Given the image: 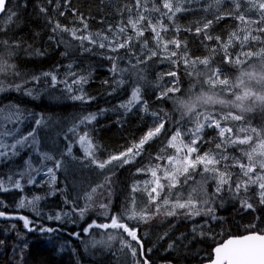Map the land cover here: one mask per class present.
Returning a JSON list of instances; mask_svg holds the SVG:
<instances>
[{"label":"snow or ice","instance_id":"6c2138e0","mask_svg":"<svg viewBox=\"0 0 264 264\" xmlns=\"http://www.w3.org/2000/svg\"><path fill=\"white\" fill-rule=\"evenodd\" d=\"M70 5L71 0L37 3L39 14L51 26L48 39L63 46L64 57L88 53L110 61L111 80L104 81L112 89L108 95L127 85L129 98L117 107L127 114L138 106L150 115L152 125L123 150L101 158L98 153L103 146L94 142V127L90 126L106 109L85 112L69 122L53 114L30 112L13 101L0 104V166L9 167L6 176L0 175V192L15 189L23 193L26 185H37L35 177L41 172L49 177L47 183L54 184L56 172L61 170L73 176L76 191L74 197H64L68 210L54 214L42 211L40 202L47 197L39 194L22 195L14 212L7 211L8 205L0 200V219L23 221L27 232L64 231L86 250H96L108 264H151L152 249L145 248L141 226L157 218H163L161 222L183 218L192 222L189 244L197 238L215 242L202 264H264V218L260 215L264 210V123H253L257 116L264 119V0H201L198 8L196 0H112L108 7L115 13L116 23L96 31L89 28L88 17ZM20 7L27 8V0L16 8L12 0H0V95L19 93L35 98L41 88L29 85H42L43 90L67 94L71 101L91 103L95 97L84 87L90 73L74 69V61L66 65L68 71L62 77L60 65L55 72L39 75L20 71L16 61L21 51L44 55L39 49L31 50L15 34L7 35L20 26ZM49 7L61 17L70 10L80 26L61 24L49 14ZM193 11L202 13L196 26L182 28L179 17ZM224 20L234 21L232 30L226 36L213 35L214 25ZM170 31L174 35L169 38ZM182 31L202 38L206 54L192 56L187 42L179 38ZM149 32L150 39L146 38ZM153 63L167 64L168 69L152 79ZM181 75L187 78V88ZM148 89L171 111L163 106L150 110L144 98ZM210 130L215 136L205 139ZM157 141L159 150L149 153L148 148ZM73 143L79 145L82 155L73 154ZM145 155L149 160L136 167L133 175L146 178L133 180L119 208L114 209L118 171L139 163ZM21 157L22 164L17 165ZM76 168L82 178L76 177ZM56 191L63 190L54 189L47 195ZM228 202L251 212L253 219L242 232H229L217 242L222 232L216 228L224 223L218 209ZM20 210L30 211L32 216ZM93 214L103 217V222L90 219ZM200 217L203 219L198 220ZM45 219L58 225L85 224L80 230L66 232L44 224ZM10 229L14 231L16 224ZM167 235L165 232L160 239ZM17 236L22 238L20 233ZM185 238L182 233L177 239L183 242ZM3 244L0 240V246ZM65 247L77 255L71 240L59 250ZM178 247L174 240L167 250ZM27 248L25 242L19 249L21 260Z\"/></svg>","mask_w":264,"mask_h":264},{"label":"trees","instance_id":"16d2710c","mask_svg":"<svg viewBox=\"0 0 264 264\" xmlns=\"http://www.w3.org/2000/svg\"><path fill=\"white\" fill-rule=\"evenodd\" d=\"M23 0H12V7L16 8ZM40 0H27V8H17L21 16L19 27L7 33L8 36H15L21 39L25 45H31V50L39 49L44 55H29L28 52L21 51L19 59L16 61L21 72L26 74H41L44 72H55L57 66L60 65L59 75L68 71L66 65L70 61H74L73 67L76 70L90 73L89 83L85 85L86 92L94 96L95 99L88 104L81 102H74L67 98V94H61L55 90H43L42 85H29V87L41 88V91L35 98L28 97L19 93H5L0 95V104L13 101L21 104L28 111L33 113L53 114L55 116L65 118L71 122L74 116L81 115L85 112H100L101 109H106L102 115L94 122L93 139L94 142L102 145V151L98 153L101 158L106 157L109 153L119 152L126 148L133 140H138L152 125L150 115L144 113L137 106L131 112L125 114L123 109L117 107L121 102L127 101L130 95V88L125 87L118 89L112 95H108L112 91L109 85H105V80H111L109 69L111 67L110 61L102 58L99 55H75L64 57L61 53L64 51L63 46L57 47L53 41L48 37L51 35L50 25L46 23L43 15L39 14L37 3ZM201 0H196V7H199ZM112 0H71L70 8L78 10V13H83L88 17L87 23L89 28L93 31L105 29L109 23H116L115 13L108 7ZM63 10V8H61ZM49 14L58 19L61 24L72 27L73 25L79 27V21L73 16L72 12L66 11L65 16H59L58 13L53 14L51 7H49ZM202 13L193 11L184 13L179 17L178 23L182 28L195 27L196 21L199 20ZM103 18V23L101 19ZM2 23V21H0ZM234 27V21L224 20L214 25L212 29L213 35L226 36ZM173 32L167 33L170 38ZM146 38H151V33H146ZM179 38L187 42L188 49L192 56H203L206 54L201 43L202 38L196 37L189 32H180ZM30 50V51H31ZM219 57L217 62H219ZM227 67V66H224ZM167 64H155L151 69L150 78L154 79L155 74L160 71H166ZM183 71V70H181ZM232 74V73H230ZM3 79V77H0ZM181 83L187 88L188 81L184 75L180 77ZM7 82V81H5ZM62 87V86H61ZM144 98L148 101L150 110H156L163 106L165 109L171 111L169 105L157 101L154 97L153 91L148 89L144 93ZM253 123H264V119L257 116ZM27 130V128L25 129ZM208 135L215 136V131L210 130ZM75 139V138H74ZM163 139V137L161 138ZM160 142H153L152 146L148 148L149 153H156L160 148ZM207 147V146H205ZM203 150V149H202ZM171 151V150H169ZM73 154L76 156L82 155V149L79 145L73 143ZM23 157L17 160V165L22 164ZM149 156L145 155L143 160L137 164L130 165L121 169L117 173V195L118 199L115 202L114 209L119 208L124 195L127 193L129 185L133 180H143L144 176H134L133 170L139 167L141 163L147 162ZM74 163V162H73ZM49 166H51L49 164ZM77 178L81 177L79 168L73 169ZM9 172L8 166H0V175L6 176ZM88 175L87 170L83 173ZM57 180L54 184L47 183V179L42 177V172L35 178L37 185H26L23 193L18 190H10L7 192H0V200H2L8 208L9 212L16 211L15 205L22 195H27L29 198L33 194L46 196L47 198L40 202L42 211L46 214H54L55 212L64 209L68 210V206L64 204V197L67 195L72 198L76 195L73 187V176L65 170L56 172ZM23 183V181H22ZM54 189H62L63 191H56L54 195L47 194ZM3 210V209H0ZM21 214L31 217L32 213L27 210H20ZM218 215L224 218L222 228L218 226L217 232H222L217 237V242L227 237L229 232L237 234L244 230L243 226L248 224L253 219L251 212H243L239 205L234 202H228L223 207L218 209ZM260 215L264 218V210L260 211ZM90 219H98L103 222V217L91 215ZM157 218L149 225H142V231L145 236V248H151L152 252L149 254L151 264H202V260L207 259L206 254H210L215 242L211 239L205 238L203 240L197 238L190 244L188 240L191 238L192 222L183 218ZM203 219L202 217L197 218ZM44 224L50 227H61L66 232L80 230L84 227L85 222H80L77 225L65 223L58 225L56 221L43 220ZM90 222V220L86 221ZM16 224V229H10L11 224ZM168 235L164 239H160L164 233ZM20 233L22 238L17 236ZM185 234L183 242L178 240L181 234ZM0 240L4 241L3 246H0V264H108V260L99 254L96 250L88 251L78 241L72 240L70 236L66 235L64 231L58 234H41L39 232H27L23 227V221L20 220H3L0 219ZM71 240L72 246L77 248V255L73 256L70 249L65 247L63 251L59 249L65 245L67 241ZM176 241L178 248L174 250H167L168 245L172 241ZM27 243L28 248L23 253L22 260L20 259L19 249L24 243ZM187 244V248L183 247ZM16 249V251H14Z\"/></svg>","mask_w":264,"mask_h":264},{"label":"rangeland","instance_id":"374dc122","mask_svg":"<svg viewBox=\"0 0 264 264\" xmlns=\"http://www.w3.org/2000/svg\"><path fill=\"white\" fill-rule=\"evenodd\" d=\"M42 177L49 180V177L42 172Z\"/></svg>","mask_w":264,"mask_h":264}]
</instances>
